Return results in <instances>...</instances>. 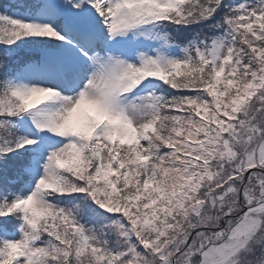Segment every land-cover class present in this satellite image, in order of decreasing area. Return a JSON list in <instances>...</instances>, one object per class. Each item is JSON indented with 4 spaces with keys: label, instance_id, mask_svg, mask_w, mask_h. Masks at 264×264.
I'll list each match as a JSON object with an SVG mask.
<instances>
[{
    "label": "snow or ice",
    "instance_id": "6c2138e0",
    "mask_svg": "<svg viewBox=\"0 0 264 264\" xmlns=\"http://www.w3.org/2000/svg\"><path fill=\"white\" fill-rule=\"evenodd\" d=\"M0 264H264V0L0 5Z\"/></svg>",
    "mask_w": 264,
    "mask_h": 264
}]
</instances>
